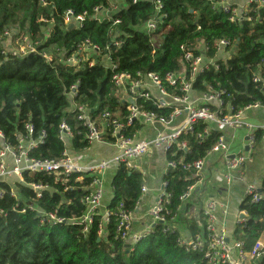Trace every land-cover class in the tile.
I'll list each match as a JSON object with an SVG mask.
<instances>
[{
	"label": "trees",
	"instance_id": "16d2710c",
	"mask_svg": "<svg viewBox=\"0 0 264 264\" xmlns=\"http://www.w3.org/2000/svg\"><path fill=\"white\" fill-rule=\"evenodd\" d=\"M115 1H119L118 9L112 13L111 20L99 21L91 15L94 8L107 6L106 0H0V132L11 148L16 150L20 140L36 141L43 132L42 142L28 151L29 159L59 160L69 148L71 152H83L90 144L86 126L71 109L68 96L71 87L75 92L74 104L88 111L98 129L105 112L125 122L129 115L127 102L119 98L111 82L114 73H128L132 78L137 74H157L168 95L181 96L178 84L166 83L170 74L182 72L188 77V66L180 48L199 54L197 45L201 43L206 56L212 58L215 55L212 42L220 38L229 41L225 50L232 48V53L225 60H217V68L211 67L197 75L192 90L218 95L220 106L209 108L222 114L236 113L256 102L264 105V87L252 81L255 72L264 79V6L251 5L243 16L231 22L227 14L219 7L212 8L207 0H160L165 15L163 22L154 32H146L144 25L154 15L151 1L139 0L135 4L133 0ZM66 10L90 16L84 19L81 28L68 30L63 24ZM10 29L16 31L12 34L14 40L19 35L28 36L35 43V52L25 57L7 53L1 39ZM85 40L98 45V60L103 59L114 69L99 63L84 69L66 65L65 60ZM114 42L121 45L117 47ZM137 104L141 111L170 120L172 108H158L146 100H138ZM62 123L71 132L66 144L59 135ZM141 127L134 120L124 126L121 136L131 140ZM207 128L206 123L196 122L165 153L167 161L176 164L163 176L164 191L169 195L167 221L182 205L181 195L200 181L201 176L192 164L203 160L220 138L217 130L210 129L205 134ZM110 132L107 128L101 138L114 143L116 137ZM254 133L258 143L261 133ZM199 135L203 136L202 140ZM181 143H185V148H181ZM61 178L64 180L52 174L23 173L22 182L15 178L0 180V264L199 262L197 253H185L177 245L178 231L171 229L163 233L160 224L154 225L152 232L138 242L121 239L117 231L119 206L126 213L135 210L140 195V173L118 165L111 181L112 198L106 207L108 222H104L103 213L97 212L89 224L80 218L85 208L83 199L91 193V177L73 174ZM32 184L48 189L36 198ZM260 194L262 200L258 203H251L245 197L238 207L245 217L235 225L231 240L242 241L245 250L259 239L264 241V174ZM40 211L62 221H48ZM188 231L190 236L198 231L195 222H189Z\"/></svg>",
	"mask_w": 264,
	"mask_h": 264
},
{
	"label": "built area",
	"instance_id": "2783aa9c",
	"mask_svg": "<svg viewBox=\"0 0 264 264\" xmlns=\"http://www.w3.org/2000/svg\"><path fill=\"white\" fill-rule=\"evenodd\" d=\"M107 6L96 7L93 9L91 15L95 20H111L112 13L116 12L118 7L116 6L115 0H106ZM139 0H133L135 4ZM151 1L154 7V15L146 21L144 28L148 32H154L159 23L163 22L165 15H162V3L160 0H148ZM212 5V8H216L217 4L215 0H207ZM247 5H256L259 7L264 6V0H246ZM223 13L228 15V20L234 22L240 18L236 9H233L229 4L223 3L220 6ZM100 14V15H99ZM90 15L86 14H75L72 10H66L63 14V24L65 27L73 25V29L81 28L84 19ZM15 30H6L3 33V39H13ZM19 43L25 45L26 49L20 48L18 52H10L13 56L25 57L28 54L35 52V46L28 36L24 35L20 38ZM18 43V44H19ZM229 41L225 39H216L212 42V48L215 52L224 50L228 45ZM37 45V44H36ZM114 45L119 47V43L114 42ZM183 53V61L188 65V77H176L175 75H167L166 83L172 86L178 84L179 91L182 93L178 95H168L163 82L157 74L148 73L146 75L137 74L136 78H132L128 73H114L111 77V82L117 93H123L127 102V111L129 115L125 119V122L119 121L114 118V115L104 113L101 118L103 123L99 126V129L95 123L90 119L88 111L83 106H76L73 102L75 96L74 87L68 96L71 100V109L77 112L78 120H81L87 128V139L89 144L94 141L101 139L104 131L110 128L111 136L116 137V152L109 159L100 161L95 166H81L76 163L68 154L67 150L64 151L63 157L59 160H35L29 159L27 153L29 150L35 147L37 143L42 142L44 133H40L39 138L36 141L24 142L16 150L11 148L7 142L4 141V137L0 132V180L8 181L10 179H17L22 182L23 173L30 175L36 173L52 174L56 179L63 181L61 177H68L73 174H88L91 177L90 189L91 193L88 194L84 199V211L81 216V220L87 224L91 222V217L99 212L102 200V179L101 174L111 165L116 166L123 164L129 171H134V162L144 156L151 148L161 150L164 154L174 145L181 134H185L192 130L193 124L198 121L203 123L215 124L228 128L234 132L247 131L248 141L252 145L255 142V131L261 133V138H264V123L257 124L249 121L245 118L243 111L249 108L262 107L259 102H256L245 109L239 110L236 113L222 114L219 111H212L205 105L193 106L188 99V94L192 90V82L197 75L203 73L209 68H217L216 63L211 61L205 62L203 57L194 55L190 51L185 50L183 47L180 48ZM208 50V48H207ZM100 48L98 45L91 43L89 40H85L84 44L76 48V53L69 56L65 60V64L72 66L76 69H84L85 67L91 68L95 63H99L106 66L109 69H114L113 65L104 63L103 59L98 60ZM43 57L50 60L48 56L43 54ZM104 58V57H102ZM252 81L254 83H261L264 87V79L258 72L253 73ZM178 79V81H177ZM154 88L157 92V96L153 97L150 89ZM205 95V94H204ZM213 98L218 99V95H211ZM138 100L151 101L152 104L158 108H172V114L170 119H173L179 115L182 110L187 113L185 120L178 126V128L169 132H157L154 137L150 140L131 141L121 136V130L124 126L129 125L134 120H140L143 123H161L168 122L163 118H157L154 114L141 111L137 102ZM219 101V99H218ZM220 102V101H219ZM28 132L31 133V129L27 126ZM206 134V129L204 130ZM60 138L65 141L71 138V132L65 123L60 125L59 129ZM200 140L203 139L202 135L198 136ZM181 148H185V143L180 144ZM229 146L226 142L219 138L218 142L208 152H221L225 157V171L223 175V181L226 186H230L236 177L234 171L240 168L241 164L245 161L243 156H232L229 154ZM175 163L167 161V168H175ZM203 160L196 161L192 164L193 169L198 172L202 168ZM187 168V167H186ZM32 191L35 193L36 198L41 197V192L47 190L48 187L32 184L30 185ZM162 189L160 190L152 208L149 211V217L152 225L160 224L162 232L166 233L168 228L165 224L167 222L166 204L169 195L164 191L165 183L162 181ZM195 187V186H194ZM194 187L189 188L180 197V201L184 202L194 191ZM141 191L144 192L145 188L141 187ZM244 196L249 199L251 203H258L262 200V196L259 192V188L252 184H247L244 189ZM1 198V192H0ZM118 224L117 231L121 234V239L126 242L135 243L143 239L146 235L150 234L152 230L145 231L140 234L131 235V217L130 213H126L121 210L119 206ZM227 211V207L214 199H207L201 207V215L203 219V225L201 230H198L192 236L180 237L177 240V245L185 253H197L200 258L196 264H264V241L261 239L257 240L249 250H245L242 241L231 240L227 237L219 213L224 214ZM42 216L46 217L48 221H58L53 214H46L42 211L39 212ZM104 222H108L109 213L108 211L103 212ZM240 222V220H238ZM242 221V220H241ZM102 231L99 230V234Z\"/></svg>",
	"mask_w": 264,
	"mask_h": 264
},
{
	"label": "crops",
	"instance_id": "0c3cea01",
	"mask_svg": "<svg viewBox=\"0 0 264 264\" xmlns=\"http://www.w3.org/2000/svg\"><path fill=\"white\" fill-rule=\"evenodd\" d=\"M217 7L220 8L221 4L227 3L233 9H236L239 16H243L244 12L250 5L246 4V0H215ZM216 7V8H217ZM162 24L159 23L158 25ZM144 30L148 32L145 28ZM200 55L205 62L215 63L217 60H225L228 57L225 49L215 52L214 57L206 56V49L204 45L199 43L197 45ZM187 50V49H186ZM190 51V50H187ZM191 52V51H190ZM194 54L193 52H191ZM194 54V55H199ZM183 58V57H182ZM186 63V62H185ZM188 66V65H187ZM176 77L182 78L186 74H174ZM153 97L157 96L154 88H149ZM120 99L125 100L123 93H117ZM212 94H202L193 90L188 94L189 102L197 107L205 105L207 107L213 106L218 108L220 102L211 96ZM213 111V110H212ZM215 111V110H214ZM246 119L253 123H264V109L262 107L249 108L243 111ZM187 113L182 112L170 119L168 122L161 123H143L140 130L136 132L131 141L150 140L157 132L172 131L185 120ZM208 128L206 134L210 129L217 130L220 133L226 144L230 147L229 154L231 156H243L245 161L241 164L237 171H234L236 177L230 186H226L223 181L225 171V157L221 152H210L203 159L202 168L199 171L201 176L200 181L195 185V191L184 201L173 218L166 222V226L170 229L176 230L180 237H187L189 235L188 224L195 222L198 230H201L203 220L201 219V207L205 200L214 199L221 202L227 207L224 214L219 213V218L224 225L227 237L231 238L235 225L238 224L239 212L238 207L241 201L245 198L244 189L247 184L257 186L260 190V182L264 174V138H261L258 143L250 145L248 141L247 131L234 132L228 128L217 126L215 124L206 123ZM255 134V133H254ZM69 139L65 140V144ZM116 142L109 143L103 139L94 141L83 152H71L68 150L69 156L81 166H95L100 161L109 159L116 152ZM134 171L140 173V195L136 204L135 210L130 213L131 219V235L140 234L145 231L152 230L153 226L149 217V211L152 208L160 190L163 176L167 172V159L166 155L159 149L151 148L144 156L134 162ZM118 166L111 164L102 174V200L99 209L103 213L112 198L111 181L117 171ZM141 187L145 191H141ZM243 220V219H242Z\"/></svg>",
	"mask_w": 264,
	"mask_h": 264
},
{
	"label": "rangeland",
	"instance_id": "374dc122",
	"mask_svg": "<svg viewBox=\"0 0 264 264\" xmlns=\"http://www.w3.org/2000/svg\"><path fill=\"white\" fill-rule=\"evenodd\" d=\"M118 4H119V1L116 3V6H118ZM47 30L48 29L45 28V30H44L45 35H47ZM23 36L24 35H21V36L19 35L15 40L14 39H9V38L6 39V40L5 39H1V43H2V46H3L4 50L7 53H10V52L15 53V52H18L20 50V48L24 49L26 46L22 45L21 43H19L20 38H22ZM232 51H233L232 48H229V49L225 50L226 54H228V55H230L232 53Z\"/></svg>",
	"mask_w": 264,
	"mask_h": 264
},
{
	"label": "water",
	"instance_id": "95a60500",
	"mask_svg": "<svg viewBox=\"0 0 264 264\" xmlns=\"http://www.w3.org/2000/svg\"><path fill=\"white\" fill-rule=\"evenodd\" d=\"M72 27H73V25L68 26V30L72 29ZM259 192H260V190H259ZM244 217H245V215L243 213H241L240 216H239V219L242 220V219H244ZM126 247L128 248L129 244H126Z\"/></svg>",
	"mask_w": 264,
	"mask_h": 264
},
{
	"label": "bare ground",
	"instance_id": "6f19581e",
	"mask_svg": "<svg viewBox=\"0 0 264 264\" xmlns=\"http://www.w3.org/2000/svg\"><path fill=\"white\" fill-rule=\"evenodd\" d=\"M102 136H103V135H102ZM102 136H101V137H102ZM101 139H102V138H101ZM64 142H65V141H64Z\"/></svg>",
	"mask_w": 264,
	"mask_h": 264
}]
</instances>
